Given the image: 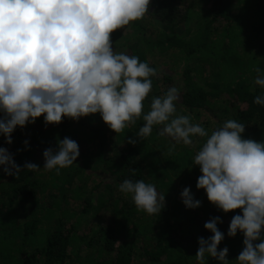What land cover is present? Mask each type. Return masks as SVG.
Segmentation results:
<instances>
[{
	"label": "trees",
	"instance_id": "1",
	"mask_svg": "<svg viewBox=\"0 0 264 264\" xmlns=\"http://www.w3.org/2000/svg\"><path fill=\"white\" fill-rule=\"evenodd\" d=\"M111 39L115 52L137 56L157 71L142 116L118 134L95 114L47 128L41 116L18 127L11 145L0 135V147L22 168L25 162L43 168V151L66 136L80 151L59 175L41 169L6 176L0 166V264H197V238L212 235L204 223L216 215L225 234L219 249L227 246V258L235 259L243 235L229 238L227 231L241 210L217 211L196 188L199 167L189 170L206 138L192 137V145L176 144L170 152L174 142L154 126L145 140L127 141L144 124L153 97L171 87L179 89L174 116H189L209 135L235 120L246 125L243 139L264 140V106L253 103L264 93L253 84L256 68L264 75V0H151L143 19ZM125 179H143L165 194L161 213L137 211L131 196L119 191ZM187 186L200 208L182 204Z\"/></svg>",
	"mask_w": 264,
	"mask_h": 264
},
{
	"label": "clouds",
	"instance_id": "2",
	"mask_svg": "<svg viewBox=\"0 0 264 264\" xmlns=\"http://www.w3.org/2000/svg\"><path fill=\"white\" fill-rule=\"evenodd\" d=\"M151 0H0V135L8 145L19 127L35 124L43 116L45 128L59 125L64 118L79 122L99 114L116 134L141 118L144 101L152 89L150 77L156 69L113 49L112 34L131 22L143 19ZM253 80L264 89V75L259 68ZM179 89L171 87L163 97H153L150 110L143 114L144 124L128 138L135 145L160 126L158 134L172 143L190 146L192 137L206 138L194 157L199 167L197 190H204L207 200L224 214L233 215L227 237L243 235L242 250L229 260V249L219 245L225 234L216 215L204 223L210 237H198L197 264H264V140L243 139L246 125L227 120L209 135L187 115L174 116ZM253 103L264 106V93ZM24 145L28 141L25 140ZM18 149L17 152H20ZM43 168L25 162L16 164L14 155L0 147V166L6 176H18L22 170L43 169L60 174L80 155L78 143L70 137L56 142L42 153ZM119 191L130 195L137 211L160 214L166 206L165 194L145 180L125 179ZM185 209H198L202 201L191 187L180 192ZM219 249V250H218Z\"/></svg>",
	"mask_w": 264,
	"mask_h": 264
}]
</instances>
